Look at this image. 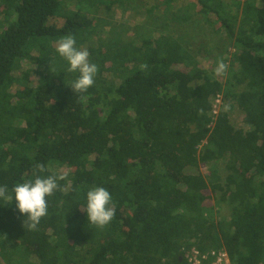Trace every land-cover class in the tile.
<instances>
[{
	"label": "trees",
	"instance_id": "16d2710c",
	"mask_svg": "<svg viewBox=\"0 0 264 264\" xmlns=\"http://www.w3.org/2000/svg\"><path fill=\"white\" fill-rule=\"evenodd\" d=\"M130 1L97 0L90 16L73 12L57 27L58 0H0V186L33 180L38 163L40 175L66 177L34 231L15 201L0 200V264H183L190 245L264 264V0H158L144 9L159 10L155 28L87 46L94 7L105 14ZM195 15L232 48L229 60L216 54L226 77L176 32ZM66 35L99 69L84 94L72 92L78 73L55 51ZM217 97L233 101L250 130L234 129L225 109L213 121ZM209 164L206 178L200 165ZM93 187L115 204L103 229L83 213Z\"/></svg>",
	"mask_w": 264,
	"mask_h": 264
},
{
	"label": "rangeland",
	"instance_id": "374dc122",
	"mask_svg": "<svg viewBox=\"0 0 264 264\" xmlns=\"http://www.w3.org/2000/svg\"><path fill=\"white\" fill-rule=\"evenodd\" d=\"M109 1L111 0H106V4L109 3ZM180 1H182L184 4L188 2V0ZM243 1L244 0H235V3L241 5ZM95 2H97V0H85L81 2H78V0H58L59 6L56 17H54L49 22V24L58 27L62 24V19H64V17L70 16L73 12H80V14L90 16L89 12H91V5L95 4ZM153 5H158V0H131L130 3L125 6H118L117 4H115L108 10H105V14L102 13V11L105 9L104 6L99 5L98 7H94L98 11V13L95 14V17L97 18L96 28L98 29L96 34L92 35L89 38L87 46L94 47L95 43H106L107 41H109V39L111 42H113L117 38L119 40H122L123 42H131L134 41V39L138 36V33H140L138 30L136 32L137 27H148L150 29L155 28L151 26V24L153 23L154 19L157 18L159 10L155 11V14H147L144 10ZM233 9V13H237L239 17V9H237L236 7H233ZM1 19L3 20L2 16H0V20ZM211 20L214 19L211 18ZM175 28L176 32L178 33H186L185 35L187 36V40L190 44H192L193 50L196 51V49H198L199 47V56L201 57L203 64H205V67L208 69V72L212 73V75L213 69L216 66L217 61L219 60L218 55H216L218 52L223 50L222 55L226 53L224 58H228L229 60L228 56H230L232 48L229 47L226 39L223 38L224 36L220 38L212 32L213 28L212 31L210 30L207 24L202 21L201 16L195 15L183 26L179 24L175 26ZM109 35H114L115 37L109 38ZM223 42L224 45L226 44L224 48L221 47L223 46ZM22 66L25 67L26 64L24 63ZM227 74L228 71L226 72L224 77H226ZM233 90L235 92H241L243 90V87L237 86ZM228 101L230 105L228 103L224 104L222 99L220 98V102L219 104H217L218 111L220 109H225V105H228V119L233 128L243 131L250 130L249 127H246L243 124V113L237 108L233 101ZM214 168L218 170V174L221 179H224L226 173L223 164H220L218 167ZM212 169L213 166L211 164L200 165V172L206 178L208 176V173H210ZM62 170H64L61 172L62 174H65L68 171L66 169ZM226 213L227 212L225 210H221L220 215L224 216L226 215Z\"/></svg>",
	"mask_w": 264,
	"mask_h": 264
},
{
	"label": "clouds",
	"instance_id": "9594fccd",
	"mask_svg": "<svg viewBox=\"0 0 264 264\" xmlns=\"http://www.w3.org/2000/svg\"><path fill=\"white\" fill-rule=\"evenodd\" d=\"M57 55L66 61L69 73H78L77 78L71 84L73 93L84 94L95 82L98 66L89 61V53L86 49L76 47V40L72 35L61 37L56 42ZM148 65L141 64L140 70H147ZM228 65L223 60H218L213 69L216 77H223ZM229 108L225 105V111ZM202 112V110H201ZM46 171L44 165L36 164L33 172V180H25L17 183L10 190L0 186V200L4 204L15 201L16 210L24 217L23 228L34 231L37 229L42 218L48 215V200L60 187L58 181L66 179L64 175H47L40 173ZM87 223L97 229L105 228L115 216V204L109 191L103 187H93L86 194Z\"/></svg>",
	"mask_w": 264,
	"mask_h": 264
},
{
	"label": "built area",
	"instance_id": "2783aa9c",
	"mask_svg": "<svg viewBox=\"0 0 264 264\" xmlns=\"http://www.w3.org/2000/svg\"><path fill=\"white\" fill-rule=\"evenodd\" d=\"M220 102V97H217L212 105L211 116L213 121L218 113L217 104ZM183 264H233L227 251L223 248H213L202 251L197 245L182 247Z\"/></svg>",
	"mask_w": 264,
	"mask_h": 264
}]
</instances>
